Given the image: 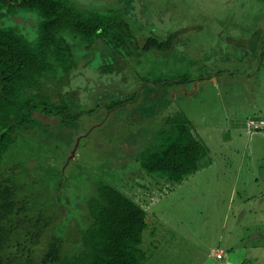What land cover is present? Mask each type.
<instances>
[{
    "label": "rangeland",
    "instance_id": "obj_1",
    "mask_svg": "<svg viewBox=\"0 0 264 264\" xmlns=\"http://www.w3.org/2000/svg\"><path fill=\"white\" fill-rule=\"evenodd\" d=\"M62 1L80 13L119 11L134 45L167 33L178 39L169 52L130 55L108 40L104 48L85 47L64 34L77 67L64 75L61 65V79L37 92L69 94L60 102L80 119L68 131L35 113L41 139L17 143L0 173L10 175L13 166L41 179L61 172L65 186L55 199L82 203L77 212L66 203L67 215H88L84 200L99 181L144 205L142 264H264V129L249 128L251 119H264V0ZM15 13L0 26H16L33 42L40 18ZM176 117L189 122L208 156L198 172L169 184L153 180L138 161L163 143L167 121ZM46 194H54L50 185Z\"/></svg>",
    "mask_w": 264,
    "mask_h": 264
},
{
    "label": "trees",
    "instance_id": "obj_2",
    "mask_svg": "<svg viewBox=\"0 0 264 264\" xmlns=\"http://www.w3.org/2000/svg\"><path fill=\"white\" fill-rule=\"evenodd\" d=\"M11 9L19 19L22 18L17 14L27 13L38 16L41 22L33 42L16 26H0V169L17 143L27 140L36 144L35 140L41 139L35 113L58 119L60 127L68 131L80 119L60 102V97L68 99L69 94L37 92L46 81L61 79V65L64 75L77 67L70 55L72 45L64 34L85 47L104 48L109 41L130 55L133 51L141 55L167 51L174 43V38L168 37L146 38L142 45L132 44V38L137 39L124 15L115 10L80 13L62 0H0V21ZM127 101L111 105L108 110ZM164 133L163 143L153 152L142 151L138 162L153 180L157 176V181L180 184L200 170L208 150L191 133L186 119H169ZM61 134L58 138L64 139L66 134ZM9 172L10 175L0 173V264H142L138 247L148 228L144 205L99 181L91 197L84 200L88 215H67L69 201L55 199L65 186L61 172L57 177L52 174L43 179L30 172L18 175L14 166ZM28 178L34 181L28 183ZM41 184H45L42 189ZM47 185L54 189L52 196L46 194ZM81 204H70L72 211L77 212ZM68 216L75 227L64 224L72 220ZM76 244L79 248L73 251Z\"/></svg>",
    "mask_w": 264,
    "mask_h": 264
},
{
    "label": "built area",
    "instance_id": "obj_3",
    "mask_svg": "<svg viewBox=\"0 0 264 264\" xmlns=\"http://www.w3.org/2000/svg\"><path fill=\"white\" fill-rule=\"evenodd\" d=\"M249 128L252 131L263 130L264 129V121L251 119L249 121ZM214 256L217 260H221L223 258V253L222 252H216Z\"/></svg>",
    "mask_w": 264,
    "mask_h": 264
},
{
    "label": "flooded vegetation",
    "instance_id": "obj_4",
    "mask_svg": "<svg viewBox=\"0 0 264 264\" xmlns=\"http://www.w3.org/2000/svg\"><path fill=\"white\" fill-rule=\"evenodd\" d=\"M166 11H168V10H166ZM168 37H173L174 39V43L177 41V39H178V32H176V33H171V34H165V39L166 38H168ZM157 39V38H156ZM173 43V44H174ZM168 52H169V50H167ZM175 82H177V84H178V81H175ZM170 83H173V81L172 82H170ZM135 96H136V94H135Z\"/></svg>",
    "mask_w": 264,
    "mask_h": 264
},
{
    "label": "water",
    "instance_id": "obj_5",
    "mask_svg": "<svg viewBox=\"0 0 264 264\" xmlns=\"http://www.w3.org/2000/svg\"><path fill=\"white\" fill-rule=\"evenodd\" d=\"M78 143H79V139H77L76 140V145H75V147L73 148V151L71 152V158H74L75 157V151H76V149H77V145H78ZM69 163V159H67V161H66V165ZM62 172H63V170H62Z\"/></svg>",
    "mask_w": 264,
    "mask_h": 264
},
{
    "label": "crops",
    "instance_id": "obj_6",
    "mask_svg": "<svg viewBox=\"0 0 264 264\" xmlns=\"http://www.w3.org/2000/svg\"><path fill=\"white\" fill-rule=\"evenodd\" d=\"M255 118H257V119H254V120H263L264 121V119L263 118H260L259 119V117H255ZM218 252H222L221 250H219ZM223 253V252H222Z\"/></svg>",
    "mask_w": 264,
    "mask_h": 264
}]
</instances>
